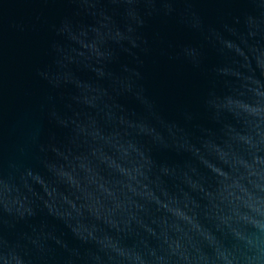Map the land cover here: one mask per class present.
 Masks as SVG:
<instances>
[{
    "label": "water",
    "instance_id": "water-1",
    "mask_svg": "<svg viewBox=\"0 0 264 264\" xmlns=\"http://www.w3.org/2000/svg\"><path fill=\"white\" fill-rule=\"evenodd\" d=\"M5 247L264 264V0H0Z\"/></svg>",
    "mask_w": 264,
    "mask_h": 264
},
{
    "label": "clouds",
    "instance_id": "clouds-1",
    "mask_svg": "<svg viewBox=\"0 0 264 264\" xmlns=\"http://www.w3.org/2000/svg\"><path fill=\"white\" fill-rule=\"evenodd\" d=\"M101 14L103 15V13H101ZM67 27H68V26L66 25V28H67ZM94 30H95V29L92 27V28H91V31H94ZM85 31H88V29L81 28V30H80V34H79L78 36L83 35ZM117 34L119 35V32H117ZM78 36L75 35V34H73L72 38L78 42V40H77V37H78ZM3 253H4V255H5L6 258H7V264H18V261H17L16 258H17L18 256H22V255H21V254L15 249V247H13V248L11 249V251L7 250V248L5 247V249L3 250Z\"/></svg>",
    "mask_w": 264,
    "mask_h": 264
}]
</instances>
